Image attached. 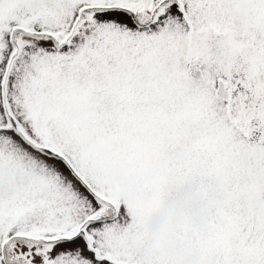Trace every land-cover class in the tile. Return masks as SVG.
<instances>
[{
	"label": "snow or ice",
	"instance_id": "6c2138e0",
	"mask_svg": "<svg viewBox=\"0 0 264 264\" xmlns=\"http://www.w3.org/2000/svg\"><path fill=\"white\" fill-rule=\"evenodd\" d=\"M0 264H264V0H0Z\"/></svg>",
	"mask_w": 264,
	"mask_h": 264
}]
</instances>
